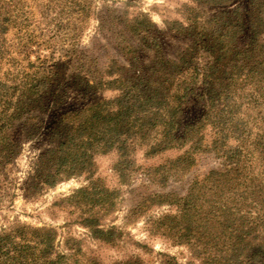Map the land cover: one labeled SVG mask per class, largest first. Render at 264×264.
I'll list each match as a JSON object with an SVG mask.
<instances>
[{
	"label": "trees",
	"instance_id": "trees-1",
	"mask_svg": "<svg viewBox=\"0 0 264 264\" xmlns=\"http://www.w3.org/2000/svg\"><path fill=\"white\" fill-rule=\"evenodd\" d=\"M243 1L254 6L256 14L249 19L241 14ZM34 3L30 6L24 0H0V170L18 154L20 146L13 130H26L34 120L31 111L47 99H55L57 70L53 65L59 57L67 61L71 71L65 78L67 86L84 84L85 89L112 94L61 114L50 137L55 147L47 149L43 167L33 177L37 186L43 190L74 176H87L89 185L62 200L75 201L84 215L79 224L90 230L93 240L112 245L121 240L122 232L115 226L108 227L105 221L116 199L99 178H94L97 154L115 152V169L125 176V172H136L134 155L147 142L150 155L189 146L166 160L172 171L192 169L196 165L194 152H214L222 159L220 169H212L193 181L185 196L176 195L175 199L164 193L147 196L144 201L155 200L157 203L151 205L156 206L173 198L170 204L176 202L177 211L173 216L176 222L171 226L176 230V239L199 249L205 264H222V260L226 264H242L251 259L264 263V180L244 170L256 154L264 175V134L253 152L244 151L239 145L233 147L226 138L207 142L203 134L210 125L211 113L216 110L225 117L228 105L230 113L253 105L256 118L264 123V0H182L176 11L178 17L164 22L176 36L190 40L188 47H202L206 55L201 58L192 52L188 57L170 59L158 52L147 65L141 61L140 45L157 43L158 35L153 34L157 25L146 13H137L135 19L142 24L132 19L125 31L124 42L129 51L124 47L122 52L128 64L111 58L103 65L105 68L100 67L96 56H89L79 47L87 27L84 22L96 8L93 0ZM56 4L61 7L59 11ZM206 5L223 10L205 13L202 7ZM231 7L234 8L230 10ZM112 16L121 20L120 15ZM101 18L99 29L106 20ZM208 30L210 34L206 35ZM151 64L153 70L149 73ZM211 89L216 96L208 95ZM193 95L203 96L209 106L200 118L183 127L180 136L176 119ZM219 101L223 104L216 105ZM163 168L158 166L156 172ZM9 179L6 171H0V202L9 194ZM168 179L165 174V184ZM56 240L53 228L20 224L0 228V264H70L71 251H59ZM74 264L100 261L90 256ZM120 264L144 261L138 258ZM164 264L179 263L164 255Z\"/></svg>",
	"mask_w": 264,
	"mask_h": 264
},
{
	"label": "rangeland",
	"instance_id": "rangeland-1",
	"mask_svg": "<svg viewBox=\"0 0 264 264\" xmlns=\"http://www.w3.org/2000/svg\"><path fill=\"white\" fill-rule=\"evenodd\" d=\"M181 1L93 0L96 8L92 10L87 22H84V26L87 27L82 32L79 47L88 52L89 56H96L101 61L102 65L99 64L101 68H105L103 65L109 63L111 58L119 60L122 65H127L126 57L122 52L124 47L127 52L129 51L128 44L124 42V38L127 36L125 31L132 19L142 24L140 20L135 19L137 13H146L148 18L157 25V31L154 30L153 34L158 35V46H156V42L149 46L140 45L141 61L144 64H149L158 52L163 57L170 59H177L179 56L188 57L192 52L202 58L206 55L202 47L192 48L191 45L188 47L190 40L176 36L164 22L166 19L178 17L179 14L176 11L180 8ZM24 3L30 6L35 5L34 0H24ZM54 7H57L58 11L61 8L58 4ZM233 8L231 7L230 10ZM253 8L254 6L245 1L241 3V14L245 19L256 14ZM202 10L205 13L213 14L223 8L206 5L202 7ZM54 12L56 11H51V13ZM125 12L127 14L124 16ZM111 14L120 15V21L124 24H115L120 21ZM101 17L106 20H104V27L99 29ZM85 19L87 18L85 17ZM209 34L210 31H206V35ZM53 66L54 70H57L54 79L57 87L53 90L56 91L55 99H47L45 104L31 111V117L34 120L29 122L26 130L21 131L16 128L12 132L20 147H18V154L12 163L0 170L6 171L10 177L7 185L9 194L7 197L4 196L0 202V228L20 224L55 229L57 249L67 254L71 251L70 256L73 257H71L70 264L90 256L98 257L100 264H120L138 258L144 261V264H164V255L173 257L179 264L193 262L205 264V258L200 254L199 249L194 250L193 246L179 243L176 239V230H173L174 228L171 226L172 222H176V219L173 220L176 217L173 216L177 211L176 202L170 204L173 203V198H167L164 205L156 206L151 205L157 203L155 200L147 202L144 199L147 196L164 193L174 195L175 199L176 195L185 196L193 181L203 178L212 169H220L223 163L222 159L214 152L211 154L194 152L192 154L196 159V165L192 169L185 171L176 168V171H172L166 164L168 162L166 160L185 152L189 146L185 149L150 155L148 154L150 144L147 142L142 144L134 155L136 172H125V176L115 169L118 161L115 152L97 154L95 157L97 172L94 178H99L109 192L113 193L110 196H114L116 199L110 217L105 221L108 227L115 226L119 232H122L121 240L112 245L93 240L90 230L79 224L84 215L81 213V209H77L75 201L62 200L64 197L74 194L77 189L89 185L90 179L87 176H74L58 183L53 188L41 190L37 186L38 183L33 177L36 171L42 169L43 160L48 156L47 149L55 147V142L51 141L50 137L61 114L77 108L85 102H95L110 97L112 94L109 91L95 88L85 89L84 84L67 86L68 81H65V78L68 79L71 73L67 61L58 57V61ZM149 68V73H152L153 64L149 65ZM1 76L2 71H0ZM218 84L221 88L220 83ZM215 93L211 89L208 95L214 97ZM202 98L203 96L193 95L180 110L179 117L176 119L178 123L176 131L180 136L186 124L197 120L207 110L209 102ZM220 104L223 102L219 101L216 105ZM41 107L47 108L41 109ZM253 107V105L244 106L239 113H230L228 105L225 117H220L216 110L213 111L210 115V125L203 132L206 135V141L210 142L218 137L226 138L233 147L239 145L244 151L253 152L257 141L264 134V123L260 117L256 118L257 109ZM258 142L261 143V141ZM247 162L249 165L244 170L250 176L263 181L264 175H261L263 167L259 164L256 154ZM158 166H164V168L156 172ZM46 168L47 160L44 163V170ZM165 174L169 177L166 184L164 182ZM2 194L3 192L0 193V195ZM135 207H138L135 209L136 211H134ZM161 222L162 225H160ZM212 253L216 252L212 251ZM221 262L226 264L223 260ZM242 264L258 263L251 259Z\"/></svg>",
	"mask_w": 264,
	"mask_h": 264
}]
</instances>
